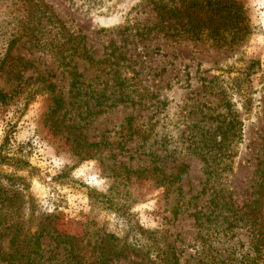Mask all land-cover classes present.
Wrapping results in <instances>:
<instances>
[{"label": "rangeland", "instance_id": "obj_1", "mask_svg": "<svg viewBox=\"0 0 264 264\" xmlns=\"http://www.w3.org/2000/svg\"><path fill=\"white\" fill-rule=\"evenodd\" d=\"M34 1L85 38L94 63L75 60L83 83L73 98L70 67L57 56L23 38L10 52L0 91L10 92L26 67L18 84L26 92L0 106V150L9 161L0 165V186L9 190L0 218L12 213L9 223L28 233L48 218L91 247L112 235L110 264H149L165 245L179 264H212L209 246L244 255L247 226L226 229L219 218L199 227L196 218L220 214L213 191L241 208L255 181L264 182V0H233L251 27L231 46L170 25L151 0ZM16 21L15 6L0 0V57ZM11 236L0 239V264ZM42 247L47 264L61 262L63 245L46 238Z\"/></svg>", "mask_w": 264, "mask_h": 264}, {"label": "trees", "instance_id": "obj_2", "mask_svg": "<svg viewBox=\"0 0 264 264\" xmlns=\"http://www.w3.org/2000/svg\"><path fill=\"white\" fill-rule=\"evenodd\" d=\"M4 1H10L15 6L17 21L11 28L10 37L5 43V53L0 57V73L4 70L10 52L23 38L24 43L29 47L54 54L61 65L70 67L67 69L71 79L69 94L73 98H79L82 94L79 85H82L83 82L80 74L75 71V60L94 63L89 49L85 46V38L70 30L67 24L61 21L44 2L34 0ZM151 2L157 14L165 18L170 25H173L174 22L184 23L187 26L186 33L191 37L206 32V36L212 38L220 46H231L241 42L250 32L251 19L246 8L233 0H151ZM23 70L22 73L26 72V67ZM22 73L16 74L19 83L10 92L0 91V106L6 105L19 93L26 92L22 86L18 85L23 77ZM37 92L41 91H34V94ZM3 164H9V161L0 150V165ZM159 172L157 167H153L151 173L156 174L153 176L157 177ZM181 174L182 170L178 178H181ZM6 191L9 190L0 186V208H3V204L6 203ZM213 194L210 205L217 207L215 210H218L217 213L220 214L213 215V211L198 213L196 222L200 223L201 220H204L199 227L211 222L217 224L219 218L223 219L221 224L226 229H232L241 223L242 226H247L250 229V246L244 255H240L236 259L234 256L229 257V253L222 254L218 248L209 246L208 253L211 255L212 264H257V260L264 252V212L262 211L264 182L255 181V191L251 193L253 199L241 208H233L229 195L219 194L216 191H213ZM217 199H220V203L215 204ZM10 214L12 213L3 214L0 218V239L12 234L9 240V253L2 258L6 264H47V260L50 259L45 257L42 247L43 240L46 238L53 239L56 245L64 246L63 259L59 263L55 261L54 264H110L111 258L115 254L113 247L109 245L110 241L106 238L107 236L110 239L113 237L112 235L104 236L103 239L94 242L92 247L91 243L87 242L85 246L83 238L57 232L48 218L39 219L33 225L35 231L28 233L24 231L23 225L14 221L9 223L12 221ZM12 230L14 232L11 233ZM21 230L24 232L22 240L16 235ZM140 232L148 234L149 238L154 233L142 229ZM147 246L144 247L148 254L150 252ZM165 246L161 250L158 248L152 254L155 260H149V264H179L174 249L170 245ZM230 249L232 248L226 250ZM250 251L254 253V257L250 255ZM85 252L90 255L87 257ZM227 252L232 253L231 251Z\"/></svg>", "mask_w": 264, "mask_h": 264}]
</instances>
